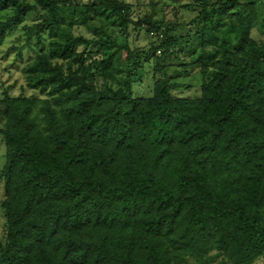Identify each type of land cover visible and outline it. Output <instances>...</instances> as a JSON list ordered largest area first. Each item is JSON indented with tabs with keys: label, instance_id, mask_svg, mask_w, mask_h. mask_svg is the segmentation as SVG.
I'll return each mask as SVG.
<instances>
[{
	"label": "trees",
	"instance_id": "1",
	"mask_svg": "<svg viewBox=\"0 0 264 264\" xmlns=\"http://www.w3.org/2000/svg\"><path fill=\"white\" fill-rule=\"evenodd\" d=\"M200 3L182 63L180 40L120 1L0 0V47L32 11L28 42L49 40L24 70L34 94L0 100V264L264 258V0ZM130 26L161 42L132 50ZM152 60V95L134 97ZM189 68L198 96H178Z\"/></svg>",
	"mask_w": 264,
	"mask_h": 264
},
{
	"label": "rangeland",
	"instance_id": "2",
	"mask_svg": "<svg viewBox=\"0 0 264 264\" xmlns=\"http://www.w3.org/2000/svg\"><path fill=\"white\" fill-rule=\"evenodd\" d=\"M35 3V0H26ZM74 3L88 4L96 0H73ZM128 4L132 7V19H151V21L163 25L170 33L169 35L180 40L181 48L184 52H177V56L182 59V63L190 61L191 44L196 42V33L202 29L199 18L202 15L203 8L200 0H117ZM40 11H32L25 16V19L17 28L6 34L5 41L0 47V100L5 96V93L10 96H18L24 94L26 96L33 95V91L26 86L25 67L28 62L33 59L42 49H46L49 40L47 34L44 35L41 42L34 36L28 42L26 35L27 28L39 23L41 18ZM12 15L11 11L0 13V19H5ZM90 25L100 28L103 23L99 19L89 21ZM108 24V23H105ZM116 30V29H115ZM78 34H84L91 37L85 29L76 31ZM196 34V35H195ZM255 37H259L258 32ZM156 33L146 32V27L142 30H137L133 26L128 29V42L132 50L149 49L151 45H158L161 41ZM159 54V53H157ZM173 56L165 61V65L177 63ZM153 60L147 63L142 76V85L139 89L133 91V96H151L152 89L150 88ZM190 69V68H189ZM175 70H180L176 67H168L167 73L173 76ZM199 70L190 69L188 77L179 76L171 81L176 89L174 93L182 97H195L200 83ZM150 80V82H149ZM199 94V93H198ZM4 120L0 118V128L3 127ZM5 164V145L0 135V172ZM4 199V184L0 180V240H2L4 232L5 216L1 207V202ZM214 264H222L219 259ZM255 264H264V258L259 259Z\"/></svg>",
	"mask_w": 264,
	"mask_h": 264
}]
</instances>
